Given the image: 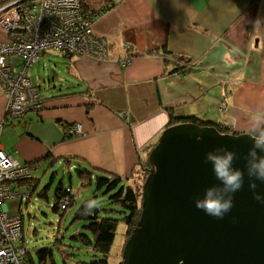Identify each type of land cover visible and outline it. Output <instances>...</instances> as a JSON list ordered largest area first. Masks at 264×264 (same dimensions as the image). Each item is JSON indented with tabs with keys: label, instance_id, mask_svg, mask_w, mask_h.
Masks as SVG:
<instances>
[{
	"label": "crops",
	"instance_id": "crops-1",
	"mask_svg": "<svg viewBox=\"0 0 264 264\" xmlns=\"http://www.w3.org/2000/svg\"><path fill=\"white\" fill-rule=\"evenodd\" d=\"M80 2L96 14L93 32L105 39L107 56L45 52L62 67L64 84L45 97L38 85L42 110L18 120L5 117L0 89L7 132L0 145L13 161L44 167L42 176L59 164L83 166L135 186L140 164L176 118L236 134L264 128V0ZM76 124L81 135L69 134Z\"/></svg>",
	"mask_w": 264,
	"mask_h": 264
},
{
	"label": "water",
	"instance_id": "water-1",
	"mask_svg": "<svg viewBox=\"0 0 264 264\" xmlns=\"http://www.w3.org/2000/svg\"><path fill=\"white\" fill-rule=\"evenodd\" d=\"M223 131L180 122L161 132L147 157L140 217L120 264H264V180L258 178L264 141L257 147L251 133ZM209 153H232L230 168L242 174L238 191L216 177ZM208 190L232 199L222 219L196 207Z\"/></svg>",
	"mask_w": 264,
	"mask_h": 264
},
{
	"label": "built area",
	"instance_id": "built-area-1",
	"mask_svg": "<svg viewBox=\"0 0 264 264\" xmlns=\"http://www.w3.org/2000/svg\"><path fill=\"white\" fill-rule=\"evenodd\" d=\"M95 18L83 13L80 0H16L0 7V31L6 37L0 42V89L7 98L6 118L17 120L42 110L39 87L31 84L27 72L45 52L106 58V41L93 32ZM129 63L119 61L122 66ZM4 125L0 121V137ZM68 132L80 135L81 126H70ZM30 178V168L13 161L0 145V264H29L22 217L10 215L6 202L22 197L20 185ZM67 205L64 200L61 209ZM18 240L22 244L15 246Z\"/></svg>",
	"mask_w": 264,
	"mask_h": 264
},
{
	"label": "rangeland",
	"instance_id": "rangeland-1",
	"mask_svg": "<svg viewBox=\"0 0 264 264\" xmlns=\"http://www.w3.org/2000/svg\"><path fill=\"white\" fill-rule=\"evenodd\" d=\"M14 1L16 0H10L9 3ZM49 54H43L44 56L42 55L43 57H40V61L38 60L39 63H35L28 69L27 72V77L31 83L35 86L39 85L40 93L44 97L47 96V93H51L53 91V85L58 86L60 84H64L63 79H61L63 77L61 72L62 67L58 64H52L50 61L48 62V59L53 58V56ZM17 64H19V61H17ZM54 71L58 72L56 77L52 75V72ZM6 136L7 132L5 130L4 134L1 135L2 145H5ZM25 165L30 168L28 164ZM44 166L46 167V165ZM31 168L33 173L31 174L32 177L41 179L40 183L36 185L35 189L30 195L23 194L22 197H14L7 200L6 203L9 208L10 215L22 216L23 242L27 252L33 259L34 264H38L36 251L44 247L52 248L59 246L60 250L66 255H69L73 252L69 248L63 246L73 243L71 242L72 240H70V236L74 234V231L79 229L82 225L71 223L72 217L81 203L84 200L91 199L94 196V193L95 197H97V199H95L96 203L102 208L106 207L107 209L113 208L115 210H119L111 203H108V195H104L103 192L97 193L94 186L90 189H82L80 187V180L78 179L74 168H68V166L59 164L56 166V168L49 169L44 176H42V172L45 170L44 167L41 166L37 169H34V167ZM54 171H56L58 174L54 178V182L50 184L49 181ZM69 173L71 176H69ZM61 179L64 181L65 186L71 191V194L76 201V205L68 207L65 212H54L52 211V207L55 203L54 190L56 188V184ZM26 186L27 185L24 184L21 185L20 191L26 193ZM44 187L47 188L48 198L46 199L39 195V192ZM112 218L118 220V223L115 233V240L108 255L107 261L108 264H120L122 261L123 248L128 239L126 238L127 227L122 221L123 215L119 213L114 214L112 215ZM58 239L61 241V245L59 244L60 241H57ZM21 244L22 243L19 240L14 242L15 246ZM76 247L77 249H80L79 251L75 250L74 254L76 257L72 259V261L69 259L70 256L64 259L66 262H68V264H74V262H84L88 264L95 260L90 252L84 251L85 248L81 244L77 245ZM54 251L55 262L57 264H63L61 252L56 248Z\"/></svg>",
	"mask_w": 264,
	"mask_h": 264
},
{
	"label": "trees",
	"instance_id": "trees-1",
	"mask_svg": "<svg viewBox=\"0 0 264 264\" xmlns=\"http://www.w3.org/2000/svg\"><path fill=\"white\" fill-rule=\"evenodd\" d=\"M10 0H0V7L8 4ZM82 5V3H81ZM81 10L83 13H89L84 10L83 5L81 6ZM93 14V13H92ZM60 56L69 57L70 54H61L57 52ZM18 120V119H17ZM191 122L197 125H213L212 123H206L194 117H186V118H176L174 122ZM173 125V124H172ZM215 126V125H213ZM221 132L223 128L220 126H215ZM254 136L260 137L264 135V128L260 132L253 133ZM67 161V160H66ZM67 163V162H66ZM69 163V162H68ZM19 164V163H18ZM25 165V164H20ZM140 182L138 185L131 186L128 184L129 179H123L121 177L110 175V174H95L93 170H90L83 166L75 167V172L80 180V187L82 189H90L93 186L95 187L96 192H103L104 195H108L109 199H107L108 203H111L114 207H117L119 210H115L113 208L107 209L102 208L99 204L96 203L95 193L91 199L84 200L78 209L75 211L71 223L82 224L79 229L74 231V234L70 236V240H72L68 245H63L64 247L69 248L73 252L69 255H66L62 252L59 246H55L52 248H41L36 251V256L38 260V264H57L55 262V251L56 248L61 252V258L63 264H68L64 259L69 257L72 261L76 257L75 250L77 249V245H82L85 249L84 251H88L95 258L94 261L88 264H108L107 258L113 246V242L115 240V233L117 228L118 220L113 219L112 215L121 214L123 215L122 221L127 227L126 238L129 237L133 229L136 227V224L140 217L141 212V194H142V184L143 181L148 174V169L150 168L148 161L143 164H140ZM139 165V166H140ZM31 173V169H30ZM55 173H52L50 178V184L54 182ZM43 175V174H42ZM69 176L71 174L69 173ZM41 179L33 178L31 176L30 180L24 182V185H27V195H30L31 192L35 189L36 185L40 183ZM48 186V185H47ZM25 193V192H24ZM39 195L43 198H48L47 196V188H43ZM54 198L55 203L52 207V211L54 212H65L68 207L76 205V201L71 194V191L68 187L65 186L64 181L61 179L56 184V188L54 190ZM64 200H68L67 207L62 210L61 203ZM21 216V215H20ZM22 217V216H21ZM63 238V237H61ZM57 241H60L59 239ZM59 243V242H58ZM61 245V241L59 243ZM56 245V244H55ZM88 248V250H87ZM29 254V253H28ZM29 264H34L33 259L30 254L27 256ZM74 264H87L84 262H74Z\"/></svg>",
	"mask_w": 264,
	"mask_h": 264
},
{
	"label": "clouds",
	"instance_id": "clouds-1",
	"mask_svg": "<svg viewBox=\"0 0 264 264\" xmlns=\"http://www.w3.org/2000/svg\"><path fill=\"white\" fill-rule=\"evenodd\" d=\"M254 139L256 140V146L259 147L261 141H264V135L258 138L254 137ZM207 159L213 162L216 177L223 182L228 191L234 193L242 187V174L239 171H232L230 168L232 153H227L223 157L209 153ZM258 178L264 180V160L258 165ZM255 199L259 200V197L257 196ZM232 206V199L222 201L220 198L214 197L213 190H208L205 198L196 201L198 209L219 219H222Z\"/></svg>",
	"mask_w": 264,
	"mask_h": 264
}]
</instances>
